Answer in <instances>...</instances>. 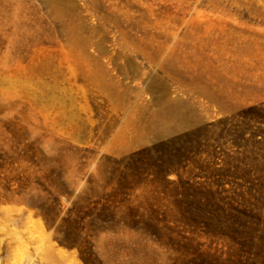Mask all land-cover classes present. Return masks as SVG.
<instances>
[{
  "label": "rangeland",
  "instance_id": "374dc122",
  "mask_svg": "<svg viewBox=\"0 0 264 264\" xmlns=\"http://www.w3.org/2000/svg\"><path fill=\"white\" fill-rule=\"evenodd\" d=\"M0 264H264V0H0Z\"/></svg>",
  "mask_w": 264,
  "mask_h": 264
},
{
  "label": "bare ground",
  "instance_id": "6f19581e",
  "mask_svg": "<svg viewBox=\"0 0 264 264\" xmlns=\"http://www.w3.org/2000/svg\"><path fill=\"white\" fill-rule=\"evenodd\" d=\"M60 253V252H59Z\"/></svg>",
  "mask_w": 264,
  "mask_h": 264
}]
</instances>
